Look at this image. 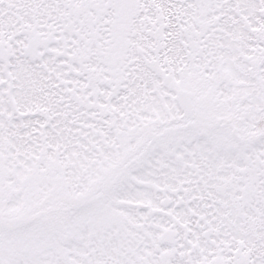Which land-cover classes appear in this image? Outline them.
Here are the masks:
<instances>
[{
    "label": "snow or ice",
    "instance_id": "1",
    "mask_svg": "<svg viewBox=\"0 0 264 264\" xmlns=\"http://www.w3.org/2000/svg\"><path fill=\"white\" fill-rule=\"evenodd\" d=\"M0 264H264V0H0Z\"/></svg>",
    "mask_w": 264,
    "mask_h": 264
}]
</instances>
